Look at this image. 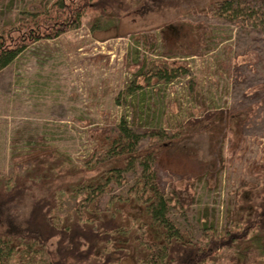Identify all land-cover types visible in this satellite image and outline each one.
Instances as JSON below:
<instances>
[{"label": "rangeland", "instance_id": "obj_1", "mask_svg": "<svg viewBox=\"0 0 264 264\" xmlns=\"http://www.w3.org/2000/svg\"><path fill=\"white\" fill-rule=\"evenodd\" d=\"M53 1L3 0L0 33ZM139 1L131 0L132 12L116 23L87 10L78 28L34 42L0 70V175L24 174L30 161L45 155L55 167L60 155L65 162L57 168L85 167L88 179L102 170L100 163L109 156L104 140L120 126L139 149L169 138L195 118L225 117L232 133L218 152L209 148L207 134L196 133L182 141L199 150L196 161L173 171L162 168L161 159L152 164L155 190L170 200L165 217L186 239L196 240L208 226L239 223L251 212V192L264 181V26L251 16H264V0H242L254 12L236 21L172 8L158 14L151 5L138 10ZM162 21L170 25L161 29ZM178 21L205 27L202 44L189 57L175 54L184 74L144 85L142 75L171 60L166 54L184 34ZM131 165L111 179L94 205L62 194L55 211L59 221L81 205L85 217H96L121 197L120 213L144 218L134 195L141 166ZM188 175L193 177L187 181ZM6 221L0 214V230ZM142 229L149 239L155 235L152 226ZM125 239L114 242L129 248L119 263L140 264L143 253ZM47 245L14 247L9 264H52L54 240ZM228 251H221L219 264H250L249 253Z\"/></svg>", "mask_w": 264, "mask_h": 264}, {"label": "trees", "instance_id": "obj_2", "mask_svg": "<svg viewBox=\"0 0 264 264\" xmlns=\"http://www.w3.org/2000/svg\"><path fill=\"white\" fill-rule=\"evenodd\" d=\"M149 5L158 14L172 8L190 14L222 16L229 21L243 19L245 13L254 12V9L246 8L242 0H140L136 9H145ZM132 9L131 0H55L45 9H33L28 12L27 19L19 20L17 25L0 33V70L34 42L54 39L78 28L81 16L87 10L98 11L116 23ZM251 16L264 26V16ZM178 23L184 34L176 42L175 49L167 52L171 60L151 75H142L144 85L159 80L170 82L184 74L186 68L174 59L175 54L182 51V56L189 57L202 44L205 27L187 21ZM169 25L168 21H162L158 27L164 29ZM196 133L207 134L209 148L218 152L232 131L225 117L199 121L195 118L169 133L172 134L169 138L162 137V140L157 139L159 142L136 149L130 144L133 140L128 130L120 126L115 134L104 140L109 156L101 161L102 170L88 179L82 173L86 171L85 167L72 164L65 170L57 168L58 164L65 162L60 155L54 158L55 167L48 166L52 162L45 155L39 161H30L24 174L0 175V214L7 219L6 226L0 230V264L10 263L14 247L47 249L52 239L56 256L52 264H67L69 260H72L70 264H120L119 260L129 256V248L115 246L118 236H124L126 243H134L136 250L143 253L140 264H219L217 260L221 251L233 249L249 253L250 264H264V243L261 244L264 239V181L251 192V212L235 226L220 229L217 224L208 226L201 237L192 240L186 239L165 217L170 200L155 190L153 161L161 159V167L170 171L196 161L199 150L182 144L186 136ZM135 163L141 166V174L136 181L140 189L134 195L143 206L144 218L120 213L116 206L124 200L121 197L106 210L99 211L96 217H85L81 205L59 221L55 211L62 194H77L87 204L94 205L111 179H117L118 172ZM192 177L188 175L185 179L188 181ZM144 226L154 228L152 239L147 236V230L142 229ZM254 244H260V249L255 250Z\"/></svg>", "mask_w": 264, "mask_h": 264}]
</instances>
